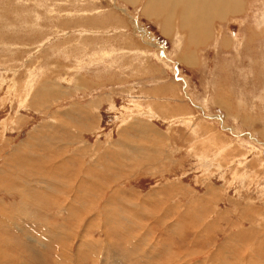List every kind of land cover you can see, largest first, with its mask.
I'll list each match as a JSON object with an SVG mask.
<instances>
[{"label": "rangeland", "instance_id": "rangeland-1", "mask_svg": "<svg viewBox=\"0 0 264 264\" xmlns=\"http://www.w3.org/2000/svg\"><path fill=\"white\" fill-rule=\"evenodd\" d=\"M146 4L149 0H140L136 6L125 0H0V167L3 158L26 140L28 131L52 122V115L64 113L73 106L90 110L87 117L75 119L93 125L81 134L82 141L107 147L124 133V141L133 148L134 144L141 145L145 130L154 141L162 140L161 149L165 152L160 148L159 153L144 151L143 147L138 154H130L128 157L133 161L128 162L134 165L139 161V169L122 176L123 169L119 166L125 167L123 162H126L122 155L117 162L123 164H118L88 154L81 142L62 149V155L68 151L73 155L79 147L85 150L77 160V167L85 169L80 171L78 183L86 171L100 174L88 180L98 192L97 196H92L94 203L86 194L88 203L96 205L90 210L68 209L74 206L82 189L71 194V174L67 176L70 166L61 168L60 162L54 163L49 155L46 159L42 157L44 161L41 159L38 170L12 172L9 176L16 183L14 189H23L27 182L33 192L22 195L20 191H13L0 196L10 215L6 218L0 213V235L14 247L10 253L11 264L29 263L30 259L32 264H40L31 253L27 255L23 241L38 252L44 264H263L264 251L260 246L264 247V232L260 231H264V221L259 217H264V23L261 22L264 0H245L244 13L224 21V25L214 20L210 43L197 51L201 63L195 69L182 64L172 66L176 59L170 55L174 48L178 49L172 39L175 35L171 36L170 32L169 37L164 36L161 26L142 14ZM142 35L147 37L141 38ZM237 35L242 36L250 50H244L243 59H238L234 50L230 51L236 45L232 39ZM223 36L230 41L228 51L215 45ZM251 36L256 40L254 43ZM240 42L238 44L243 42L241 38ZM105 51L117 54L104 62ZM138 51L142 54L137 55ZM158 62L164 89L160 92L165 93L163 97L168 102H176L174 106L155 101L158 92L150 96L155 93L157 84L148 65L154 67ZM48 80L54 90L52 99L43 105L38 101L43 99L39 92ZM186 82L189 88L184 89ZM206 100L207 109L200 110ZM151 101L158 105L150 103V106ZM153 106L167 118L153 116L156 114L148 110ZM190 116L195 119L193 126L191 122L189 125L184 122L190 121ZM140 122L149 123L150 129L139 131ZM199 122L201 128H196ZM4 184L9 183L4 181ZM0 186H3L1 182ZM113 188L124 190L125 198L120 203L107 201ZM155 189L159 194L150 193ZM43 195L49 197L45 199ZM201 196L212 197L213 206L217 208L213 210V217L207 218V223L199 225V214L195 217L192 213L198 209L195 203H200ZM160 199L164 200L157 201ZM249 202L255 213L260 214L252 220L254 226L251 221L241 220L236 212L246 208ZM93 209V213L97 211L101 217L98 216V220H90ZM198 228L204 230V238L200 230L194 231ZM223 246L227 248L222 250ZM244 247L242 251L240 248Z\"/></svg>", "mask_w": 264, "mask_h": 264}, {"label": "bare ground", "instance_id": "bare-ground-1", "mask_svg": "<svg viewBox=\"0 0 264 264\" xmlns=\"http://www.w3.org/2000/svg\"><path fill=\"white\" fill-rule=\"evenodd\" d=\"M125 2H128L129 4L133 5V6H136V5H139L140 4V0H125ZM143 3V2H141ZM220 3V4H219ZM245 4V0H149V4H146L145 6L143 5V12L142 13L144 16H146L147 18H152V20L154 22H156L158 25L161 26V30L163 31V33H167V30L166 29H170V25H169V22L168 20H171L169 19L170 17L172 16H175V20L174 22L176 23V21L178 20V26H177V30L179 32H183V31H188V38H187V45L186 47L187 48H191V47H195V48H199L200 46H203L205 45L206 43V40L208 39V37L210 36V28H211V24L209 22L210 19H211V16L214 14V12H217L219 14V21L220 22H223V18H226L225 16H227L228 18H236L240 15L243 14V8L245 7L244 6ZM218 7V9H217ZM181 9V10H179ZM178 12L180 13V17L178 18L179 14ZM227 18V19H228ZM226 20V19H225ZM263 21V20H262ZM176 29V28H175ZM170 33V32H169ZM174 33V32H172ZM147 34V33H146ZM182 34V33H181ZM179 34V35H181ZM184 35V34H183ZM182 36V35H181ZM147 37V36H146ZM174 37V36H173ZM202 37L201 41L199 40V38ZM183 40V39H182ZM199 40V41H198ZM227 42V41H226ZM237 42V41H236ZM228 44V43H227ZM226 44V46H227ZM237 44V43H236ZM225 47V45H223ZM229 46V45H228ZM191 51V50H190ZM189 51V52H190ZM193 52V50H192ZM188 49L185 51V54H184V57H182V59H185V61H190V60H193V58L191 59V55L192 57H195L194 55H196V53H193L191 54L190 52V56L188 55ZM181 59V60H182ZM184 61V62H185ZM194 61H195V58H194ZM197 61V60H196ZM105 62V60H104ZM191 63V62H190ZM195 63V62H194ZM193 63V64H194ZM186 64V62H185ZM188 65L189 62H188ZM195 65V64H194ZM192 65V66H194ZM33 72V71H32ZM31 73V72H30ZM36 78V77H35ZM81 79V78H80ZM78 80V79H77ZM43 83V82H42ZM45 85V88L43 89H40V94L41 96L43 97V99L39 100L38 101L45 105L48 101H50L52 98V90H54V86L52 85V82L50 80L46 81L44 83ZM42 87V86H41ZM32 88V87H31ZM39 89V87H38ZM32 91V90H31ZM31 91H30V94H31ZM34 91V90H33ZM35 92V91H34ZM35 94V93H33ZM154 94V93H153ZM32 95V94H31ZM30 95V96H31ZM69 95V94H68ZM63 96H65V94H63ZM152 96V94L150 95ZM155 96V95H154ZM229 97V96H227ZM31 98V97H30ZM230 98V97H229ZM220 99V98H219ZM218 99V100H219ZM226 99V98H225ZM229 100V99H228ZM34 102V101H32ZM37 102V101H36ZM223 102V101H222ZM149 105L150 103L152 105H157L158 103L156 102H148ZM221 103V102H220ZM219 103V104H220ZM227 103V101L225 102ZM110 105V104H109ZM155 105V106H156ZM220 105H223V104H220ZM231 105V104H230ZM229 105V107H230ZM36 106V105H35ZM38 106V105H37ZM72 106V105H71ZM80 106V105H79ZM151 106V105H150ZM226 106V105H224ZM28 107V105H27ZM34 107V106H33ZM45 107V106H44ZM98 107V106H97ZM154 107V106H153ZM31 108V107H30ZM38 108V107H37ZM43 108V107H42ZM232 108V107H231ZM33 109V108H32ZM48 111H50V107L46 106V108ZM36 110V109H35ZM161 110V109H160ZM229 110V109H228ZM41 111V110H40ZM159 111V110H158ZM90 112L89 109H85V108H82L81 107H72L70 108L69 110H67L66 112H58V114H55L54 112H52V114L54 113L56 116H53L52 115V119L53 121L52 122H49L47 124H41L40 126L37 125V128H35L34 130H31V131H28V134H27V138L24 142H19L21 145L19 148H14L10 151V153L3 158L4 162H3V165L0 167V182L3 184V186H0V196L3 195V194H8V193H11V192H19L22 194V195H26L25 193H30L32 194L33 191H31V188L30 185H27L25 183L24 186H22L21 188L23 189H14L13 187L16 186V183L13 182V177L12 176H9L11 175L12 172L14 171H24L26 173L30 172L29 170L32 169V170H38L41 166V159L42 157L45 158L46 155H49V158H51L54 163L55 161L57 162H60V164H58V166H61V168H65V166H70L69 167V174L67 176H69L71 174V178H72V185H73V188H72V191H71V194L73 195V193L76 191L77 193V190H81L78 192V196L76 198V201H75V204L73 207L69 206L68 209H77V208H83L85 210H90L91 208H93L94 206L96 205H91L88 203V200L86 198V194L88 195L89 199H90V202L91 203H94L95 201L93 200L94 198H92V196H94L95 194H98L97 190L95 189L96 187L94 185H90L92 178L94 177H97V176H100V174H97L96 171V176H95V173L92 171H86V175H84L83 177V180L81 182L78 183V177H80L81 173L80 171H82L84 168L78 166L77 167V160H78V157L84 155L85 153V150H83L81 147L85 148L88 150V154H91L93 153L94 156L97 158V159H104V160H110L111 162L115 161L117 162L118 159L120 158V155H122V157L124 156L125 157V161L126 162H123L125 164V167L122 166H119L121 167V169H123L124 173H122L123 171H121V175H130V173L132 172H136V170H138L139 168V161L135 162L136 165L138 166H134V165L131 163V161H133L130 156V154L132 155V153H139L140 150L144 147V151L146 149V151H151V152H156L158 151V153L160 152V150L162 151V153H165L163 152V149H161L162 145H161V141L160 139H156V141H154L152 138L149 137V134L147 135V131L143 130V129H150V127H147V124H144V123H141V125H139V131L143 130V132L145 134H143L144 136V139L146 140V142L143 140H141L143 143L142 145V142H141V145H135L134 144V147L132 148L131 144L125 140L124 141V136L126 134L124 133H121L120 135V138L118 139V141H116L115 143H111L109 144L107 147H102V145L100 143H96V145H93V144H89L85 141H82L83 139V135H81L83 132H85L86 130H90L92 129L93 125L92 123L90 122H86L83 120V123L81 121H78V120H75L76 117H78L77 119H82L83 117H87V114ZM172 112V111H171ZM159 113V112H158ZM161 113V112H160ZM174 113V112H173ZM167 114V113H166ZM164 114V115H166ZM171 114V113H170ZM162 116V115H161ZM62 117V118H61ZM164 117V116H162ZM19 118V117H18ZM164 118H167V117H164ZM178 119V117H177ZM23 120V118L21 119V121ZM76 121V122H73V121ZM176 120V119H175ZM179 120V119H178ZM195 120V119H194ZM193 119H190V122H194ZM24 121V120H23ZM22 121V122H23ZM44 122V121H43ZM47 122V121H46ZM139 122V121H138ZM21 123V122H20ZM93 124H95L93 122ZM21 125V124H20ZM194 125V124H193ZM5 127V126H4ZM23 127V125H22ZM36 127V126H35ZM97 127V126H96ZM95 127V128H96ZM33 128V127H32ZM125 129V128H124ZM129 129H133V126L130 125L129 126ZM125 131H127V129H125ZM151 132V131H150ZM130 135V134H129ZM7 136V135H6ZM1 139V138H0ZM70 139H73L70 140ZM1 141V140H0ZM154 141V143H151L149 144L150 142ZM79 142L83 143V144H80L81 147H79L77 149V151L73 154V155H70L69 154V151L68 152H65L63 155L66 157L65 159L62 158V154H61V150L64 149V148H71L73 147L75 144H79ZM164 143V141H163ZM19 145V144H18ZM165 145V144H164ZM132 148V149H131ZM160 148V150H159ZM102 149V152H100V150ZM165 151V150H164ZM2 153V152H1ZM144 153V152H143ZM149 155H152L151 153L148 152ZM88 156V155H87ZM129 156V157H128ZM148 156V155H147ZM165 156V155H164ZM84 157V156H83ZM82 157V158H83ZM48 158V159H49ZM95 158V159H96ZM46 159V158H45ZM81 159V158H80ZM93 159V158H92ZM43 160V159H42ZM50 160V159H49ZM99 160V161H100ZM128 160H131L128 162ZM44 161V160H43ZM82 161V160H81ZM97 161V162H99ZM102 161V160H101ZM135 161V160H134ZM48 162V161H47ZM83 162V161H82ZM108 162V161H107ZM119 162V161H118ZM117 162V163H118ZM43 163V162H42ZM51 163V162H50ZM49 163V164H50ZM81 163V162H80ZM102 163V162H101ZM109 163V162H108ZM123 163H118V164H123ZM206 163V162H205ZM48 164V165H49ZM84 164V163H82ZM81 164V165H82ZM107 164V163H106ZM112 165L113 169L114 168V165L112 163H109V165ZM207 164V163H206ZM204 164V165H206ZM53 165V164H51ZM50 165V167H51ZM86 165V164H85ZM105 165V164H104ZM161 165V163H160ZM203 165V164H202ZM83 166V165H82ZM97 166V165H96ZM95 166V167H96ZM103 166V165H102ZM150 166V165H149ZM45 167V166H44ZM92 167V166H91ZM98 167V166H97ZM204 167V166H202ZM49 168V167H47ZM54 168V167H53ZM86 168V167H85ZM89 168V167H88ZM87 168V169H88ZM94 168V167H93ZM101 168V166H100ZM162 168V166H161ZM244 168V167H243ZM103 171L105 172L104 168L102 167ZM117 169V168H116ZM85 170V169H84ZM158 170V169H157ZM42 171V170H40ZM43 172V171H42ZM61 172V171H60ZM98 172V170H97ZM107 172V171H106ZM113 172V170H112ZM115 172V170H114ZM109 173V171H108ZM51 174V173H50ZM104 174V173H103ZM114 174V173H113ZM116 174V173H115ZM118 174V173H117ZM22 175V174H21ZM31 175V173L29 174ZM37 175V174H36ZM39 175V174H38ZM45 175V174H44ZM43 175V177H44ZM108 175V174H107ZM119 175V174H118ZM117 175V176H118ZM120 175V176H121ZM244 175V174H243ZM34 175L32 174L30 177L32 178ZM48 176V175H46ZM57 176V175H56ZM65 176V175H64ZM94 176V177H93ZM119 176V178H120ZM19 177V176H18ZM75 177V178H74ZM105 177V175H104ZM125 177V176H124ZM25 178V177H24ZM28 178V177H27ZM30 178V179H31ZM34 178V177H33ZM32 178V179H33ZM37 179V177H35ZM61 178V177H60ZM76 179L75 181L73 180ZM118 178V177H117ZM16 179V178H15ZM114 179V178H113ZM23 180V179H22ZM35 180V179H34ZM52 179L50 178V181ZM89 180V181H88ZM101 180V179H100ZM104 180V179H103ZM107 180V179H106ZM111 180V179H110ZM116 180V179H115ZM4 181H7L9 184L8 185H5L4 184ZM45 181V180H43ZM53 181L54 178H53ZM64 181V180H63ZM114 181V180H113ZM46 182V181H45ZM93 182V181H92ZM108 182V181H107ZM24 183V182H23ZM30 183V182H29ZM50 183V182H49ZM48 183V184H49ZM53 183V186H54V182H51ZM57 183V181H56ZM59 183V182H58ZM64 183V182H63ZM66 183H67V180H66ZM98 183V182H97ZM102 183V182H101ZM37 184V182H36ZM61 184V183H60ZM96 184V183H94ZM103 184V183H102ZM101 184V185H102ZM33 185V184H32ZM50 185V184H49ZM56 185V184H55ZM98 185V184H96ZM113 186V184H111ZM6 186V187H4ZM34 186V185H33ZM37 186V185H35ZM60 186V185H58ZM99 186V185H98ZM115 186V185H114ZM172 186V185H171ZM175 186V185H174ZM41 187V186H40ZM52 187V185H51ZM63 187V186H62ZM70 186H68L69 188ZM169 187V186H168ZM66 188V186L64 187ZM124 188V187H123ZM50 189V188H49ZM77 189V190H76ZM102 189H105V188H102ZM108 189V187L106 188ZM208 189V188H207ZM46 190V188H45ZM56 190V189H55ZM61 190V189H60ZM66 189H64L65 191ZM111 190V189H110ZM130 191V189H128ZM127 190V191H128ZM134 190V189H133ZM175 190V189H174ZM40 191V190H39ZM38 191V192H39ZM83 191V192H82ZM104 191V190H103ZM124 191V190H122ZM121 190H115L114 188L112 189V191L108 194V198H107V201L108 202H116L118 203L119 201L123 200V198H125V194L122 192ZM173 191V190H172ZM37 192V191H36ZM47 192V191H46ZM51 192V191H49ZM59 192V191H58ZM107 192V191H106ZM105 192V193H106ZM134 192V191H133ZM132 192V193H133ZM153 192H156L159 194L158 190L155 189V190H152V192H150L151 194ZM43 193V192H42ZM45 193V192H44ZM63 193V192H61ZM108 193V192H107ZM106 193V194H107ZM155 193V194H156ZM180 193V192H179ZM178 193V194H179ZM187 193V192H186ZM208 193L210 194V191L208 190ZM41 194V192H40ZM39 194V195H40ZM48 194V193H47ZM52 194V193H51ZM50 194V195H51ZM55 194V193H54ZM101 194V193H100ZM130 194V193H129ZM163 194V193H161ZM181 194V193H180ZM62 195V194H61ZM77 195V194H76ZM75 195V196H76ZM127 195V194H126ZM170 195V194H169ZM184 195H185V192H184ZM30 196V195H29ZM45 197V195H43ZM69 196V194H68ZM97 196V195H95ZM105 196V195H104ZM137 196V195H136ZM152 196V195H151ZM154 196V195H153ZM158 196V195H157ZM175 196V195H174ZM190 196V195H189ZM47 197V196H46ZM45 197V199H46ZM49 197V196H48ZM47 197V198H48ZM103 197V196H101ZM130 197V196H129ZM138 197V196H137ZM147 197V196H146ZM156 197V195H155ZM154 197V199H155ZM163 197V196H162ZM55 198V196L53 197ZM51 198V199H53ZM66 198V196H65ZM73 198V197H72ZM70 198V199H72ZM132 198V197H131ZM139 198V197H138ZM150 198V197H149ZM172 198V197H171ZM185 198V197H184ZM51 199L49 202H51ZM56 199V198H55ZM63 199V198H62ZM101 199V198H100ZM130 199V198H129ZM129 199L128 202H129ZM141 199V198H140ZM49 200V199H48ZM66 200V199H65ZM126 200V199H125ZM138 200V199H137ZM164 199H160V200H157V201H163ZM168 200V199H167ZM195 200V199H194ZM211 200H212V203H211ZM46 201V200H45ZM56 204V201L53 200ZM173 201V200H171ZM177 201V200H176ZM106 202V200H105ZM104 202V203H105ZM145 203V201H143ZM156 202V201H154ZM178 202V201H177ZM199 202H196V206L195 207H198V209L196 211H194L192 214L195 213V217L197 215V213L199 214V218L201 219V222L199 223V225H201V223H207V218H210V217H213L214 213H213V210L216 209L217 207H214L213 206V199L211 197V199L207 196H201L199 198ZM120 203V202H119ZM126 203V202H124ZM130 203V202H129ZM134 203V202H133ZM138 203H139V200H138ZM6 203L5 201L0 198V213L2 215H4L6 218H9L10 215L9 213L7 212V206H4ZM53 204V202L51 203V205ZM64 204V202H63ZM98 204V203H97ZM141 204V203H139ZM154 204V203H153ZM160 204V203H159ZM179 204V203H178ZM191 204V203H189ZM251 203L249 202V204H247V207L244 209L242 208L243 210L241 209H238L236 210V212L238 214L241 215V220H246L250 223L251 221V225L254 226V221H252L254 218H257L258 216H260V214L258 215L257 213H255L254 211V208L250 205ZM49 205V204H48ZM54 205V204H53ZM62 205V203H61ZM111 208V203L109 204ZM114 205V204H113ZM112 205V206H113ZM118 205V204H117ZM163 205V204H162ZM174 205V204H173ZM177 205V204H176ZM11 206V205H9ZM104 206V205H102ZM143 206V205H142ZM145 206V205H144ZM143 206V207H144ZM160 206V205H159ZM164 206V205H163ZM188 206V205H187ZM254 206V205H253ZM56 207V206H54ZM116 207V205H115ZM126 207V206H125ZM58 208V207H57ZM66 209V207H64ZM63 208V209H64ZM102 208V207H101ZM113 208V207H112ZM120 208V207H118ZM257 208V207H255ZM56 209V208H55ZM67 209V211H68ZM125 209V208H124ZM123 209V210H124ZM136 210V208H133ZM181 209V208H180ZM235 209V208H234ZM57 210V209H56ZM61 210V209H60ZM95 209L92 210L91 213L94 212ZM113 210V209H112ZM115 210V209H114ZM127 210V209H126ZM260 210V209H259ZM81 211V210H80ZM130 211V210H129ZM132 212H134L133 210H131ZM130 211V212H131ZM54 212V211H53ZM56 212V211H55ZM58 212V211H57ZM61 212V211H59ZM66 212V211H65ZM106 212V211H104ZM127 212V211H126ZM125 210H124V213L126 214ZM261 212V211H260ZM67 213V212H66ZM72 213V212H71ZM100 213V212H99ZM107 213H110V212H107ZM154 212H152L153 214ZM28 214V213H27ZM70 214V213H69ZM90 214V212H89ZM111 216L112 213H110ZM146 214V213H145ZM190 214V213H189ZM220 214V212L218 213V215ZM56 215V214H54ZM52 215V216H54ZM68 214H66L67 216ZM77 216H79V213H76ZM87 215V214H86ZM85 215V216H86ZM133 215V214H131ZM186 215V214H185ZM49 216V215H48ZM98 212L96 211L95 213H93L92 217L90 218V220L96 218L98 220ZM103 216V215H102ZM123 216V214H122ZM120 215V217H122ZM136 216H138L136 214ZM167 216V215H166ZM170 216V215H169ZM217 217V215H215ZM238 216V215H237ZM35 217V215L33 216ZM60 217V216H59ZM82 217V216H81ZM84 217V216H83ZM100 217V216H99ZM119 217V216H118ZM134 217V216H133ZM151 217V216H150ZM158 217V216H157ZM156 217V218H157ZM181 217V216H180ZM179 217V218H180ZM45 218V217H44ZM101 218V217H100ZM105 218V217H104ZM116 218V217H115ZM131 218V217H130ZM139 218V216L137 217ZM168 218V216H167ZM47 219V218H46ZM62 219V217H61ZM72 219V218H71ZM135 219V218H134ZM133 219V220H134ZM140 219V218H139ZM138 219V220H139ZM151 219V218H150ZM259 219H263L264 221V217L261 218L259 217ZM45 220V219H43ZM42 220V221H43ZM73 220V219H72ZM181 220V219H180ZM13 221V220H12ZM19 221V220H18ZM65 221V220H63ZM95 221V220H94ZM145 221H147L145 219ZM144 221V222H145ZM195 221V220H194ZM11 222V221H10ZM44 222V221H43ZM72 222V221H71ZM86 222V221H85ZM91 222V221H90ZM124 222V221H123ZM131 222V221H130ZM134 222V221H132ZM137 222V221H136ZM258 222V221H257ZM20 223V222H19ZM193 223V222H192ZM21 224V223H20ZM48 225V223H46ZM70 224V223H69ZM126 224V223H125ZM137 224V223H136ZM195 224V223H194ZM259 224V223H258ZM17 225V224H16ZM57 225V224H56ZM60 225V224H59ZM112 225V224H111ZM115 225V224H114ZM174 225V224H173ZM184 225V224H182ZM204 225V224H203ZM84 226V225H83ZM148 226V225H147ZM194 226V225H193ZM242 226V225H241ZM8 227V226H7ZM21 227V226H20ZM58 227V225H57ZM62 227V226H61ZM65 226H63L64 228ZM114 227V226H113ZM137 227V226H135ZM180 227V226H179ZM195 227V226H194ZM19 228V227H18ZM54 228V227H53ZM127 228V227H126ZM129 228V226H128ZM149 228V227H148ZM167 227H165L166 229ZM47 229V228H46ZM51 229V228H50ZM59 229V228H58ZM115 229V228H114ZM170 229V228H169ZM179 229V228H177ZM184 229V228H183ZM182 229V231H184ZM190 229V227H189ZM202 228H198V229H195L194 231H197V230H200ZM3 230V229H2ZM1 230V231H2ZM7 230V229H6ZM19 230H21L19 228ZM117 230V228H116ZM146 230V229H145ZM164 230V229H163ZM176 230V229H175ZM241 229H239L240 231ZM4 231V230H3ZM2 231V232H3ZM49 231V230H48ZM59 231V230H57ZM130 231V230H128ZM127 231V232H128ZM132 232L135 231V230H131ZM255 231V230H254ZM106 232V231H105ZM150 229H149V231ZM261 233L264 232L263 229L260 231ZM71 233V232H69ZM116 234V232H113ZM112 233V234H113ZM131 233V232H130ZM149 233V234H150ZM153 233V232H152ZM175 233V232H174ZM200 233L202 235V238L205 237V233H204V230H200ZM256 233V231H255ZM107 234V233H106ZM118 235H120V233H117ZM147 234V233H146ZM7 235V234H5ZM9 235V234H8ZM50 235V234H48ZM114 235V234H113ZM112 235V236H113ZM252 235V234H251ZM111 236V235H110ZM132 236V235H131ZM131 236H129L131 238ZM148 236V235H147ZM239 236V235H238ZM254 236V235H253ZM252 236V238H253ZM256 236V235H255ZM27 237V235H26ZM45 237V236H44ZM47 237V236H46ZM51 237V236H49ZM107 237V236H106ZM127 237V240L128 238ZM7 238V237H6ZM109 238V236H108ZM115 238V237H114ZM129 238V239H130ZM239 238V237H238ZM13 239V238H12ZM10 240L13 241V240ZM24 239V238H23ZM28 239V238H27ZM45 239V238H44ZM112 239V238H110ZM151 239V238H150ZM237 239V238H236ZM32 240V239H31ZM40 240V239H39ZM248 240V239H247ZM36 241V240H35ZM129 241V240H128ZM17 242V241H16ZM24 242V250L26 251L27 255L28 253H31L33 255V257L36 258V261L38 260L40 264H44L43 261H41L42 259L40 258V256L38 255V252L34 249V248H31L30 246H28L29 244L25 241ZM29 242V241H28ZM12 243V242H11ZM15 243V241H14ZM113 243V242H112ZM264 243V242H262ZM17 244V243H16ZM83 244V243H82ZM232 244V243H231ZM230 244V245H231ZM22 245V244H21ZM112 245V244H111ZM120 245V244H119ZM237 245V244H236ZM15 246V245H14ZM33 246V244H32ZM68 246V245H67ZM109 246V245H108ZM113 246V245H112ZM233 246V245H232ZM235 246V245H234ZM238 246V245H237ZM254 246V245H253ZM230 247V246H229ZM246 247V246H245ZM244 248H240L242 251L245 249ZM14 247L11 246V244L9 243L8 240H6L4 237H2L0 235V264H11L12 262V259L10 258V253L11 251H13ZM23 248V247H22ZM227 246H223L222 250L226 249ZM263 249L264 251V247L263 246H260V249ZM252 249V248H251ZM255 249V248H254ZM23 250V249H22ZM10 251V252H9ZM247 251V250H246ZM249 252V251H248ZM251 252V251H250ZM37 253V255H36ZM257 253V252H256ZM243 254V253H242ZM251 254V253H250ZM14 255V254H13ZM167 256V255H166ZM252 256V255H250ZM263 256H264V253H263ZM64 257V256H63ZM248 257V256H247ZM261 257V255H260ZM29 258V256H28ZM216 258V257H215ZM258 258V257H257ZM30 259V258H29ZM45 259V257H44ZM23 261V260H22ZM214 261V260H213ZM237 261V260H235ZM241 261V260H240ZM25 264H32L31 262V259L28 262L26 261H23ZM239 262V261H238ZM261 263L264 264V259L263 261H261ZM13 264V263H12ZM22 264V263H21ZM90 264V263H89ZM149 264V263H148Z\"/></svg>", "mask_w": 264, "mask_h": 264}, {"label": "crops", "instance_id": "crops-1", "mask_svg": "<svg viewBox=\"0 0 264 264\" xmlns=\"http://www.w3.org/2000/svg\"><path fill=\"white\" fill-rule=\"evenodd\" d=\"M250 2H251V0H249ZM220 4V3H219ZM217 9H218V7H217ZM243 11H244V8H243ZM244 13V12H243ZM178 14H179V16H178V18L180 17V13L178 12ZM226 18H223L222 20H223V22H220L219 21V14L217 13V12H214V14L211 16V19H210V21L211 22H209L210 24H212L213 23V21L215 20V21H218V22H220L222 25H224V24H226V23H224V21H229V20H231V19H234V18H228L227 16H225ZM264 17V16H263ZM228 18V19H227ZM169 19H171V20H168V22H169V25H170V29H166L167 30V33H163L162 32V30H161V32H162V34L164 35V36H166V37H169V32H171V36H172V32L174 31V33H176V34H174L173 33V35H175L172 39H173V41L175 42V44H176V46H177V48L178 49H176L175 50V48H174V50L172 51V53H171V55H170V57H172L173 59H176V61H172V66L173 67H176V64L178 65V66H180L181 64V66H183V67H185V66H188V67H190V68H197L198 67V65L201 63V61H200V57L197 55V51H198V49H200V48H202L203 46H206V44L207 43H210V39H211V37H212V29L210 30V36L208 37V39L206 40V43H205V45H203V46H200L199 48H195V47H191V48H187L186 47V40L185 39H187L188 38V36H189V34H188V31L186 32V31H181V32H179L178 30H177V24H178V20L176 21V23L174 22V20H175V16H172V17H170ZM226 19V20H225ZM261 22H263L264 23V18H263V21H261ZM160 27V26H159ZM176 28V29H175ZM229 30H231V29H229ZM240 31V30H239ZM239 31H237V30H235V32H239ZM231 32L232 33H234V30H231ZM147 32L146 31H144V34H146ZM182 33V34H181ZM179 34H181L182 35V37L183 38H180L178 35ZM184 34V35H183ZM147 36H148V34H146ZM263 35H264V33H263ZM248 36V35H247ZM146 38V36H143L142 35V37L141 38ZM144 38V39H145ZM240 38L242 39V41L244 42H242V44H238L239 42H240ZM171 39V38H170ZM183 39V40H182ZM201 39H202V37H200L199 38V40L201 41ZM198 40V41H199ZM234 42H235V44H236V41H237V44L234 46V47H231V50L230 51H232V50H234V52H235V55L237 56V58L238 59H240V58H244V54H246V51H244V50H247V52H249L250 50H248L247 48H246V41L242 38V36H236V38H234V39H232ZM250 40H251V42H253L254 43V41H256L254 38H253V36H251V38H250ZM227 41V42H226ZM228 42H230V41H228V38L226 37V36H223L222 38H221V42L220 43H217V41H216V44L215 45H219V47H217V48H219L220 50H223V51H228V49H230V47L228 46L229 44H227ZM241 43V42H240ZM226 44H227V46H226ZM179 45H180V47H181V49L179 48ZM223 45H225V47H223ZM249 46V45H248ZM250 47H251V44H250ZM179 49H180V51H179ZM194 50V52L196 53V58H195V61H194V59L193 60H190V61H185L186 62V64H185V62L184 61H182L181 59H182V57H184V52L186 51V50ZM243 52V53H242ZM184 53V54H183ZM188 55L190 56L191 54H190V52L188 51ZM115 54H117V52H103V54H102V60H105V59H111V58H113L114 56H115ZM137 55L138 54H142V51L141 52H139L138 51V53H136ZM144 54V53H143ZM150 58V60H152L151 59V57H149ZM252 61H254V58H250ZM157 60H159L160 61V57L159 56H157ZM197 60V61H196ZM188 62H189V64L190 65H188ZM191 62V63H190ZM195 62V63H194ZM195 65H194V64ZM173 64H175V65H173ZM192 65H194V66H192ZM148 66H151L152 67V69L150 70L151 71V74L152 75H155L154 76V80H156V87H155V93L153 94V93H151L152 95H155L157 92V94H156V96L157 95H159V96H157L158 98H155V101H159V103H165V102H168V100H167V98H165V97H163V96H165V93H162V92H160V91H164V89H163V85H161V81H160V74L158 73L160 70H159V67L161 66L160 65V63L158 62V65H155L154 67H153V65H148ZM178 75L180 76V74L178 73ZM162 77V79H163V75L161 76ZM187 77H188V75H187ZM180 79V78H179ZM189 79V78H188ZM181 80L183 81V78H181ZM185 80V79H184ZM189 81V83H190V85L192 86V84H191V80H188ZM176 82H178V80H176ZM179 86H181V84H179ZM186 88H189V86H188V83L186 82V84L184 85V89H186ZM193 87H191V89H192ZM192 91H193V89H192ZM160 92V93H159ZM147 96V95H146ZM162 96V97H161ZM186 97H189L188 95L186 96ZM205 102H206V105H208V101L206 100V101H204V102H202L201 103V105H203V106H201L200 105V110H202V109H207L206 108V106H204V104H205ZM175 103L176 102H172V101H170V102H168V106H171V105H175ZM158 105V104H157ZM139 109H141V107H139V106H137ZM142 110H143V108H142ZM148 110H150L152 113H154V114H156V115H153V116H157V115H159V116H161L159 113H158V109L156 110L154 107H151V108H149ZM155 110V111H154ZM202 118V117H201ZM190 119H193V117L192 116H190ZM202 119H204V120H207L208 118L207 117H205V118H202ZM164 121H166V119H163ZM186 124H188L190 121H184ZM235 122H237V120H235ZM192 124H194V122H192L191 121V123H190V126H193ZM198 124V126L196 125L195 127L196 128H201V122H199V123H197ZM203 124V123H202ZM189 125V124H188ZM205 125V124H204ZM203 129V128H202Z\"/></svg>", "mask_w": 264, "mask_h": 264}]
</instances>
